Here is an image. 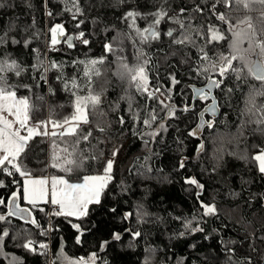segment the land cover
<instances>
[{
    "label": "trees",
    "instance_id": "trees-1",
    "mask_svg": "<svg viewBox=\"0 0 264 264\" xmlns=\"http://www.w3.org/2000/svg\"><path fill=\"white\" fill-rule=\"evenodd\" d=\"M214 2L79 0L82 14L73 19L72 13L65 10L63 0H0L4 5L0 7V36L6 35L7 39V43L0 46V58L15 59L27 69L20 77L10 76L9 83L29 86L20 87L17 94L31 97L38 109L34 114L36 119L47 120L49 116L61 119L73 111L74 97L71 90H65L64 82L57 79L60 74L57 70L48 71L46 81L40 79L51 61L63 66L65 78L75 76L78 82H83L84 65L73 62L107 55L104 67L109 69L95 85L97 91L105 89L101 109L106 116L97 117V120L106 131L100 132L93 124L92 137L79 145L85 155L95 153L100 158L85 161L80 170L62 172L51 167L52 144L55 140L61 148L66 145L58 137L36 136L30 141L31 152L21 157L23 167L34 177L61 174L81 178L102 174L106 160L112 158L114 149H119L113 165V179L101 202L89 206L87 216H55L48 204L33 207L20 199V205L30 209L37 227L31 221L9 216L7 207L0 205V215L5 216V220L0 221V236L8 232V236L0 240V264H53L62 253L73 260L96 253L95 264H264V173L259 171L258 161L254 159L264 151V135L256 131L254 123H245L243 132L239 131L241 124L249 119L242 115L245 101L251 87L258 88L260 82L250 75L240 81L234 77L225 79L221 85L223 91L215 90L219 116L206 115L199 125L198 115L209 99L196 101L191 111L183 109L185 106L189 109L192 104L191 88L207 83L204 76H197L196 69L208 62L199 60L197 47L176 44L166 34L173 29V36L178 39L183 32L191 33L196 44L204 47V36L196 35L194 30L206 31L209 26L221 31L226 28L212 10ZM197 5L202 12L194 11ZM161 8L167 10L168 17H179L185 29L166 17L158 26L160 38L141 44L135 30L129 27L130 21L124 20L125 14L139 12L141 16L137 17L136 27L143 29L153 20L150 14ZM226 11L217 5L216 13ZM56 24L64 26L66 36L53 48L49 29ZM81 32L89 41L87 45L79 43L77 37ZM67 36L74 37L71 48L66 43ZM13 40L19 43H12ZM25 41H28L27 46ZM107 43L113 44L117 55L126 57L129 63L135 62L137 49L144 51L150 58L147 65L149 87L159 88L164 95L157 93V96L164 99L165 104L176 107L171 117L159 100H147L132 89L134 108L148 106L158 114L152 128L133 123L127 102L121 99L127 84L114 75L116 56L105 53ZM121 47L122 52L119 51ZM206 50L213 56L217 52L227 53L228 46L226 42L212 43ZM40 62L43 67L34 71L32 66ZM234 64L239 67V62ZM208 75L220 79L214 72ZM172 77L179 83L173 84ZM228 88L233 91L229 93ZM169 96L171 99H166ZM260 99L264 98H258V103ZM120 116L126 121L123 126L118 122ZM208 122L212 123L211 128ZM159 123L165 128L159 129L154 138L141 135L157 130ZM49 128L51 130L50 125ZM88 128L84 126L85 132ZM192 132L195 134L190 135ZM201 144L203 151L199 150ZM181 162L183 167H180ZM23 179L18 173L11 176L0 173L4 185L0 187V199L7 203L13 192L22 193ZM190 179H195L203 188L186 183ZM201 201L214 204L216 214L204 216ZM40 208L45 211H39ZM129 213L131 215H127ZM194 216L193 227L198 221L202 232L185 231L184 221ZM74 224L79 229L74 228ZM137 231L141 235L133 239L132 233ZM181 232L185 234L180 236ZM116 233L121 237L119 240L114 239ZM28 241H33L35 251L23 246ZM105 241L108 243L102 251ZM40 244H46L47 249H41Z\"/></svg>",
    "mask_w": 264,
    "mask_h": 264
},
{
    "label": "snow or ice",
    "instance_id": "snow-or-ice-1",
    "mask_svg": "<svg viewBox=\"0 0 264 264\" xmlns=\"http://www.w3.org/2000/svg\"><path fill=\"white\" fill-rule=\"evenodd\" d=\"M63 2L65 10L72 13L73 19L76 18L77 14H82L79 0H63ZM69 4L71 7H68ZM218 4L227 9V11L216 13ZM3 6V4H0V7ZM211 7L217 19L226 25V28L221 31L214 26H209L206 31L202 29L194 30L196 35L204 36V47L196 44L191 33L183 32L178 39L173 36V29H169L166 34L172 37L173 42L176 44L197 47L200 52L199 60L208 62L206 66L196 69L197 76L202 75L207 81L205 87L196 88L193 86L196 99L201 101L208 100L209 94L213 89L223 91L221 85L229 77H234L237 81H240L246 80L247 76L250 75L260 82L258 88L255 85L251 87L245 101V111L242 113V115L248 116L249 119L241 124L239 131L243 132L245 123H254L257 125L256 131L264 135V99H260L258 103V98H264V0H215ZM194 11L202 12L203 9L197 5ZM180 12L183 13L184 9H180ZM240 13L244 15L241 17ZM253 13L258 14L253 16ZM48 15L51 16V12ZM150 15L153 17V20L149 23L148 27L143 29L136 27L137 17L141 16L139 12L128 11L124 16L125 21H130L129 27L135 30V35L139 37L141 44H146L160 38L158 26L166 17L178 24L181 29H185V24L179 17H168L167 10L163 8L158 9ZM49 31L51 34L50 45L54 48L60 42L59 38L66 36L65 29L62 24H56ZM83 36L84 33L81 32L77 38H83ZM66 39L68 47H73V37L67 36ZM221 42L227 43L228 52H217L215 55L210 56L206 50V46L212 43L220 44ZM6 43V35L0 36V46ZM12 43H19V41L13 40ZM83 43L87 45L89 41L83 39ZM27 44L28 41H25V46ZM104 49L105 53H111L116 56L115 61H113L116 64L114 75L121 82L127 84L125 95L121 99L127 102L128 112L134 124L139 122L147 128H152L158 119V114L154 108L148 106H145L143 109L134 108L135 96L130 91L132 89H134L135 93L145 96L147 100H159V103L167 109V114L170 117L176 112L177 109L173 104H165L164 99H160L157 96V93H160L159 88L150 89L149 70L147 68L150 58L146 57L142 49L136 50L134 63H129L126 57L117 55V50L114 49L111 43L105 44ZM119 51L122 52L123 48L121 47ZM253 57H258V59H253ZM106 61L107 55L97 59L73 62L74 64L84 65L83 82H78V77L75 76L65 78L63 66L57 64L55 61H51L49 67L44 68L40 79L46 81L47 72L57 70L60 73L57 75V79L64 82L65 90H71V94L74 97L73 111L70 115H65L61 119L54 120L49 116L47 120H38L34 115L38 110L37 105L32 101L31 97L19 96L17 94L20 87L28 88L29 86L9 83L10 76L20 77L27 69L15 59L0 58V173H5L9 176L18 173L20 176L25 177L22 193L13 192L7 203L4 199H0V205L7 207L9 216H20L25 219L31 217L30 209L21 207L20 203L17 202L20 199L33 207L40 201L50 203L56 206L51 213L52 215L74 216L77 218L87 216L89 206L101 202L102 195L113 179L112 170L119 149H114L112 158L106 160L102 174L84 176L82 183H70L63 176H53L50 180L47 177L36 178L23 167L21 157L22 155L27 157L29 152H31L33 145L30 144V141H33L34 137L45 136L58 137L61 143L66 145L61 148L55 140H53L52 144L51 167L59 168L62 172L71 173L80 170L85 161L98 160L100 158L95 153L85 155L84 150L79 148V145L82 142L89 141V138L92 137L93 124L96 125L100 132L106 131V127L102 126L97 120V117L102 118L106 116V113L101 109L103 103L102 96L105 89L97 91L95 87L96 80L102 75H106L109 70L107 67H104ZM234 62H239V67ZM42 67L43 62L32 66L34 71H40ZM209 72L216 73L220 79L209 76ZM172 82L173 84L179 83L175 77H172ZM80 91H85L86 94L80 95ZM227 91L231 93L233 89L228 88ZM160 95L163 96L164 94L160 93ZM37 99L42 100L43 97H37ZM166 99L170 100L171 97H166ZM216 105L217 101L213 96L211 104L208 107V110L213 114L216 112ZM115 107L118 108L119 105L117 104ZM188 110V106H185L183 109V111ZM118 122L123 126L126 123L124 116H120ZM49 125L51 126V130H49ZM84 126H89L87 132H85ZM208 127H212L211 122H208ZM164 128L165 125L159 123L157 130L141 135H148L154 138L159 134L158 130ZM57 129L60 131L58 132ZM194 134L195 132L190 133V135ZM147 144L148 141L145 140V145ZM203 148L204 146L201 144L199 150L203 151ZM254 159L259 161V171L264 173V151L256 155ZM183 166L184 164L181 162L180 167ZM186 183L196 185L199 189L203 188V185L199 184L195 179L187 180ZM3 186V182L0 181V187ZM199 195L200 193L198 192L197 197ZM201 208L203 209L204 216L215 215L217 212L214 204H204L202 201ZM39 211L43 212L45 210L40 208ZM3 220H5V216L0 215V221ZM194 221H196L195 216L190 220L184 221L183 227L186 232L195 233L203 231L198 221L197 226L193 227ZM31 222L39 227L34 218ZM73 227L79 229L78 225L74 224ZM184 234L185 232L179 233L180 236ZM140 235L139 231L132 233L133 239ZM6 236H8V232L4 231L2 236H0V240ZM120 238L118 233L114 234L115 240H119ZM79 242V237H77V243ZM107 243L105 241L101 245L102 251L104 245ZM32 244L33 241H28L23 246L31 251H35L36 249L32 247ZM39 247L46 250L48 246L40 244ZM96 259L97 254L92 253L88 258L68 259L67 264H95Z\"/></svg>",
    "mask_w": 264,
    "mask_h": 264
},
{
    "label": "water",
    "instance_id": "water-1",
    "mask_svg": "<svg viewBox=\"0 0 264 264\" xmlns=\"http://www.w3.org/2000/svg\"><path fill=\"white\" fill-rule=\"evenodd\" d=\"M63 39H65V37H60L59 38L60 41H62ZM66 43L68 44L67 39H66ZM72 44H74V37H73V40H72ZM254 59H258V57H254ZM205 86H206V84L204 86H202V87H205ZM196 88H200V87H196ZM191 89H192V104L189 107V110L190 111L193 110V107H194L195 102L198 101V99L195 98V93L193 91V87ZM215 90L216 89H213L212 92L209 94V103L201 110V112L198 115L199 116V125H202L203 124L204 118H205L206 115H209L212 118H217L219 116V114H220V108H219V104H218L217 99H216L217 105H216V112H215V114H213L211 111L208 110V107L211 104L212 97L213 96L215 97ZM17 202L19 203V200ZM23 208H27V207H23ZM27 209H29V208H27ZM25 215L27 216V214H25ZM14 217L19 218V219H21L23 221H26V222H30L32 220V214H31V217H28L27 219L22 218L20 216H14Z\"/></svg>",
    "mask_w": 264,
    "mask_h": 264
},
{
    "label": "rangeland",
    "instance_id": "rangeland-1",
    "mask_svg": "<svg viewBox=\"0 0 264 264\" xmlns=\"http://www.w3.org/2000/svg\"><path fill=\"white\" fill-rule=\"evenodd\" d=\"M49 130H50V128H49ZM58 131H60V130H58ZM53 176H63L65 179L69 180L70 183H82L83 182V177H81V178H72V177H68L66 175H61V174H52L51 177H53ZM55 207L56 206H54V208ZM68 259H70V258L65 256L62 253V256H59V257L55 258V262L53 264H67Z\"/></svg>",
    "mask_w": 264,
    "mask_h": 264
},
{
    "label": "crops",
    "instance_id": "crops-1",
    "mask_svg": "<svg viewBox=\"0 0 264 264\" xmlns=\"http://www.w3.org/2000/svg\"><path fill=\"white\" fill-rule=\"evenodd\" d=\"M259 154H261V153H259ZM258 166H259V161H258ZM40 177H47V178H49V180L51 179V175H45V176H40ZM36 178H39V177H36ZM24 180H25V177H24V179H23V183H24ZM49 198H50V195H49ZM26 202V201H25ZM27 203V202H26ZM28 204V203H27ZM39 204H48L50 207H52L53 209H55L54 208V206L53 205H51L50 203H45V202H43V201H40V202H38L36 205H39ZM30 205V204H29Z\"/></svg>",
    "mask_w": 264,
    "mask_h": 264
},
{
    "label": "built area",
    "instance_id": "built-area-1",
    "mask_svg": "<svg viewBox=\"0 0 264 264\" xmlns=\"http://www.w3.org/2000/svg\"><path fill=\"white\" fill-rule=\"evenodd\" d=\"M83 39H84V38H80V39H79V43L82 44V43H83Z\"/></svg>",
    "mask_w": 264,
    "mask_h": 264
},
{
    "label": "flooded vegetation",
    "instance_id": "flooded-vegetation-1",
    "mask_svg": "<svg viewBox=\"0 0 264 264\" xmlns=\"http://www.w3.org/2000/svg\"><path fill=\"white\" fill-rule=\"evenodd\" d=\"M209 103V102H208Z\"/></svg>",
    "mask_w": 264,
    "mask_h": 264
}]
</instances>
